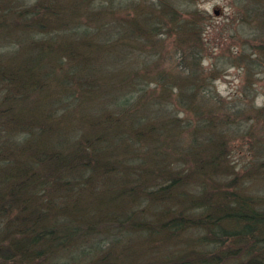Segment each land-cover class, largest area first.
<instances>
[{
	"label": "trees",
	"instance_id": "1",
	"mask_svg": "<svg viewBox=\"0 0 264 264\" xmlns=\"http://www.w3.org/2000/svg\"><path fill=\"white\" fill-rule=\"evenodd\" d=\"M93 2L0 0V264H264V202L224 189L238 179L219 174L223 132L206 122L217 124L220 109L199 112L206 145L182 148L191 165L180 163L162 149L180 133L168 124L181 125L175 110L141 117L148 84L129 96L133 74L108 81L107 57L121 48L131 60L125 47L155 41L178 13L118 2L93 12ZM241 7L256 21L255 57L243 61L253 75L264 72V0ZM65 57L66 74L56 72ZM251 108L264 118V103ZM141 251L149 256L131 261Z\"/></svg>",
	"mask_w": 264,
	"mask_h": 264
},
{
	"label": "rangeland",
	"instance_id": "2",
	"mask_svg": "<svg viewBox=\"0 0 264 264\" xmlns=\"http://www.w3.org/2000/svg\"><path fill=\"white\" fill-rule=\"evenodd\" d=\"M33 1L29 0V3ZM239 1L245 3L246 0ZM117 2L126 5L131 3L138 8L156 4L158 12L170 9L176 10L178 14L174 13L175 22L169 21L167 26L163 25L164 31L158 30L162 34L155 33V41L146 39L142 43L130 42L125 49L131 60L120 59L121 48H118L119 53H114L112 60L107 57L106 61H110V66L116 67L112 75H108V81L114 85L121 77L124 79L126 74H133L132 81L125 83V90H131L129 96H137L140 93L137 87L148 84L149 88L144 93L146 95L139 98L141 100L136 102L137 107L134 109L145 104L140 112L141 117L155 120L165 113L174 114L175 110V115L181 118L187 128L180 130L174 139L163 141L167 145L162 149L167 152V158L178 159L180 163L191 165V158L181 154L182 148L187 149L193 143L198 144V147L206 145L201 142L206 134L202 131L204 126L199 112L202 109H220L221 117L217 119V124L206 122L223 132V162L220 164L219 174L224 181L238 179L235 185L223 187L229 191H240L243 196L253 197L263 203L264 118L251 107L254 104L257 108L264 103V72L257 69L251 75L243 67L245 59L255 57L254 49L247 39L256 33V21L247 20L245 7H241L243 3L237 0H94L91 5L96 4V7L92 11H106L109 5ZM77 18L83 20L81 15ZM116 27V23H111L107 31L111 33ZM123 41L127 42L129 39L125 38ZM62 62L61 68L56 72L61 70V73L66 74L65 70L70 66L69 57H65ZM75 77L76 74L73 75ZM200 77L201 80L198 81ZM159 79L163 80L162 85H159ZM184 84L189 87L181 90ZM52 85L58 90L54 83ZM153 87H157V92L162 93L157 99L163 103L161 111H157L152 104L154 101H150L154 100L151 93ZM36 98L37 93L27 94L19 105L23 107ZM130 103L132 106L133 101L129 100ZM226 110L231 114L228 117L225 116ZM168 124L178 130L179 124L176 121L171 120ZM63 129L67 130L66 124ZM171 144L177 146V151L171 149ZM227 196L232 195L226 193ZM229 202L226 200V205ZM258 206L264 208L263 205ZM136 240L139 238L130 239L128 248L133 249L138 244ZM145 245L149 246L150 243L146 242ZM152 248L157 249V254L166 252L160 249L158 243ZM147 253L141 251L131 261L149 256Z\"/></svg>",
	"mask_w": 264,
	"mask_h": 264
},
{
	"label": "bare ground",
	"instance_id": "3",
	"mask_svg": "<svg viewBox=\"0 0 264 264\" xmlns=\"http://www.w3.org/2000/svg\"><path fill=\"white\" fill-rule=\"evenodd\" d=\"M168 110H170L171 111V109H168ZM187 125H184V122L182 121L181 122V125L179 124V126H178V130H183V129H186L187 127H186ZM171 172H166L165 173V175H166V178L168 177V175L170 174ZM141 207L143 208V210H145L146 208H148L149 207V205L148 204H145L144 205V203L141 205ZM133 249L134 250H140L139 248H138V246L137 245H135L134 247H133ZM260 256V254H257L256 253V259H259V257L258 256Z\"/></svg>",
	"mask_w": 264,
	"mask_h": 264
},
{
	"label": "water",
	"instance_id": "4",
	"mask_svg": "<svg viewBox=\"0 0 264 264\" xmlns=\"http://www.w3.org/2000/svg\"><path fill=\"white\" fill-rule=\"evenodd\" d=\"M215 13L217 14L218 12L215 10Z\"/></svg>",
	"mask_w": 264,
	"mask_h": 264
}]
</instances>
